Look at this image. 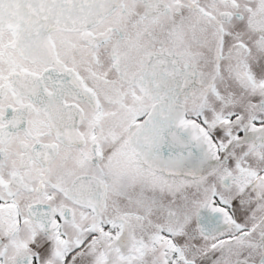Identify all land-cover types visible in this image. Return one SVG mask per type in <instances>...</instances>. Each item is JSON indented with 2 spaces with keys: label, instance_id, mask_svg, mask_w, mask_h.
Masks as SVG:
<instances>
[{
  "label": "snow or ice",
  "instance_id": "6c2138e0",
  "mask_svg": "<svg viewBox=\"0 0 264 264\" xmlns=\"http://www.w3.org/2000/svg\"><path fill=\"white\" fill-rule=\"evenodd\" d=\"M0 264H264V0H0Z\"/></svg>",
  "mask_w": 264,
  "mask_h": 264
}]
</instances>
